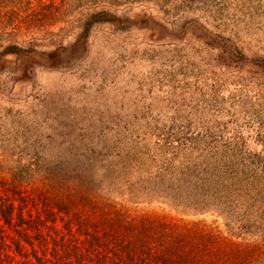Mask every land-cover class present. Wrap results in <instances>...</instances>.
<instances>
[{
  "label": "trees",
  "instance_id": "trees-1",
  "mask_svg": "<svg viewBox=\"0 0 264 264\" xmlns=\"http://www.w3.org/2000/svg\"><path fill=\"white\" fill-rule=\"evenodd\" d=\"M145 5L169 18L163 22L178 34L214 51L198 57L208 94L218 97L231 85L223 104L243 112L255 105L264 91V0H0V43L2 35L12 39L0 55L56 53L62 63L108 62L105 52L122 57L134 46L123 32L145 27L117 19V11ZM90 38L92 56L73 54ZM29 135L13 124L0 127V264L254 263L256 251L238 235L241 228L223 230L215 219L199 216L201 210L170 216L128 207L121 197L124 174L108 172L109 160L71 155L78 146L54 143L51 132L43 140Z\"/></svg>",
  "mask_w": 264,
  "mask_h": 264
},
{
  "label": "rangeland",
  "instance_id": "rangeland-1",
  "mask_svg": "<svg viewBox=\"0 0 264 264\" xmlns=\"http://www.w3.org/2000/svg\"><path fill=\"white\" fill-rule=\"evenodd\" d=\"M115 16L145 27L123 32L134 46L122 57L105 52L108 62L0 55V127L26 128L40 140L51 132L54 143L78 146L71 155L109 160L108 172L124 174L128 207L170 216L201 210L223 230L241 228L256 251L253 264H264V91L247 111L228 108L231 85L216 97L200 81L206 66L198 57L214 51L178 34L154 6ZM1 41L0 51L12 39ZM94 45L90 38L72 52L90 57Z\"/></svg>",
  "mask_w": 264,
  "mask_h": 264
}]
</instances>
